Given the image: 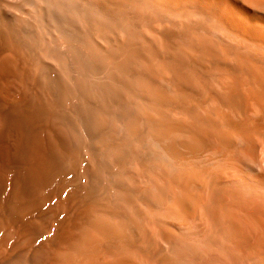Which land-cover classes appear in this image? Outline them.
Instances as JSON below:
<instances>
[{
	"label": "bare ground",
	"instance_id": "6f19581e",
	"mask_svg": "<svg viewBox=\"0 0 264 264\" xmlns=\"http://www.w3.org/2000/svg\"><path fill=\"white\" fill-rule=\"evenodd\" d=\"M0 264H264V0H0Z\"/></svg>",
	"mask_w": 264,
	"mask_h": 264
}]
</instances>
